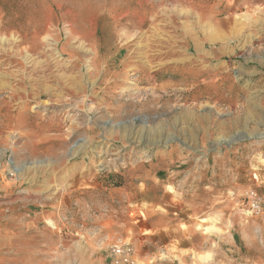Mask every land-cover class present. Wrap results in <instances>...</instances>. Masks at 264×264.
<instances>
[{"label": "rangeland", "instance_id": "rangeland-1", "mask_svg": "<svg viewBox=\"0 0 264 264\" xmlns=\"http://www.w3.org/2000/svg\"><path fill=\"white\" fill-rule=\"evenodd\" d=\"M223 1L0 0V264H264V11Z\"/></svg>", "mask_w": 264, "mask_h": 264}, {"label": "built area", "instance_id": "built-area-1", "mask_svg": "<svg viewBox=\"0 0 264 264\" xmlns=\"http://www.w3.org/2000/svg\"><path fill=\"white\" fill-rule=\"evenodd\" d=\"M250 197V210L252 214H260L263 212V198L252 192ZM110 257L113 259V264H138L135 260V250L132 245L128 244H113L108 250Z\"/></svg>", "mask_w": 264, "mask_h": 264}, {"label": "crops", "instance_id": "crops-1", "mask_svg": "<svg viewBox=\"0 0 264 264\" xmlns=\"http://www.w3.org/2000/svg\"><path fill=\"white\" fill-rule=\"evenodd\" d=\"M223 2H225L232 10L237 9V12L242 10L241 14H257L264 11V0H224ZM244 9L245 11H243ZM211 24L215 27L214 20L211 21ZM215 39L216 37L214 36L208 38L209 41H213V44L216 43Z\"/></svg>", "mask_w": 264, "mask_h": 264}, {"label": "bare ground", "instance_id": "bare-ground-1", "mask_svg": "<svg viewBox=\"0 0 264 264\" xmlns=\"http://www.w3.org/2000/svg\"><path fill=\"white\" fill-rule=\"evenodd\" d=\"M50 226H51V227H54V224H53V222H50ZM199 229H200V228H199ZM213 230H214V228H213V227H211V228H208V231H209V232H211V231H213ZM209 232H208V233H209ZM262 254H263V253H262Z\"/></svg>", "mask_w": 264, "mask_h": 264}]
</instances>
